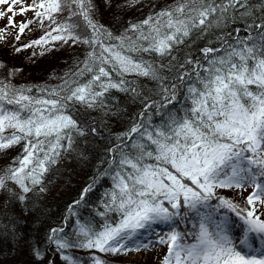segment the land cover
I'll return each instance as SVG.
<instances>
[{
  "label": "snow or ice",
  "instance_id": "1",
  "mask_svg": "<svg viewBox=\"0 0 264 264\" xmlns=\"http://www.w3.org/2000/svg\"><path fill=\"white\" fill-rule=\"evenodd\" d=\"M103 3L112 7V0ZM141 3L125 0L118 7ZM0 5H6L0 18H7L0 43L9 36L19 42L33 24L45 29L27 44L13 43L15 53L39 47L43 56L58 50L54 42L88 48L58 84L17 86L12 78L21 69L0 78V152L23 145L12 165L0 170V191L15 195L11 182L23 193L16 197L23 202L51 167L74 150L76 137L86 134L71 114L76 104L104 106L112 90L141 95L126 79L133 75L156 82L162 98L145 104V112L156 108L161 122L154 124L151 116L146 121L140 113L123 134L127 143L118 137L121 146L110 150L119 155L104 173L112 187L105 194L100 230L81 225L78 242L59 237L62 229L51 230L48 240L65 264H77L64 254L73 247L92 252L93 264H106L95 253L127 259L164 246L160 264H264V0H174L129 22L119 35L95 18L99 8L94 0H0ZM29 11L33 18L17 25L14 17ZM236 23L243 27L226 31ZM215 29L222 31L218 48L200 49L201 59H181L180 45ZM144 54L161 61L171 57L175 63L157 65ZM165 69L172 75H163ZM176 102L183 104L179 112L164 111ZM225 191L241 196L243 205ZM108 213L117 219L110 221ZM179 222L192 228L181 231ZM161 225L168 230L157 231ZM35 255L42 258L38 251Z\"/></svg>",
  "mask_w": 264,
  "mask_h": 264
},
{
  "label": "trees",
  "instance_id": "2",
  "mask_svg": "<svg viewBox=\"0 0 264 264\" xmlns=\"http://www.w3.org/2000/svg\"><path fill=\"white\" fill-rule=\"evenodd\" d=\"M94 2L99 8L95 18L114 34L119 35L129 22L143 20L150 11H159L174 3V0H142V3L134 8L118 7L124 3L123 0H118L117 4L115 1L111 8H107L103 0H94ZM257 2L258 0H253V3ZM150 3L155 4V8L148 7ZM64 16H67V12ZM1 23L0 28H3L5 25ZM242 27V24L236 23L230 25L226 31L233 32L235 28ZM9 31L15 33L17 29H9ZM44 32L45 29L33 24L31 28L25 30L19 42H15L13 36H9L6 44L0 43V62L5 65V68L0 69V78H7L10 69H21L12 78V83L17 86L55 85L60 83L58 78L69 69L74 70L75 61H82L88 52L85 45L59 47V42H54L58 50L43 56L39 55V47L25 49L20 53L13 51V43L16 47H20L43 36ZM221 34V29H215L203 39H189L187 45L179 46V56L181 59L188 55L193 59H201L203 54L200 49L218 48L220 45L216 37ZM34 51L37 53L35 57L32 56ZM173 55L177 53L173 52ZM144 58L154 60L157 65L175 63L171 57L161 61L158 57L144 54ZM163 75L171 76L172 73L165 69ZM126 79L134 82L141 95L133 96L130 92L112 90L106 94L104 106L97 105L89 109L76 104L72 108L71 114L79 122L80 127L85 129L86 134L76 137L74 150L70 154L66 153L64 158L51 167V170L45 174L43 183L27 193L23 202L16 198L23 193L11 182L8 186L15 195L0 191V264H50V262L65 264L60 259V253L48 240L52 234L51 230L62 229L58 231L59 237L78 242V230L81 225L100 230L105 223L106 217L101 213L106 211L105 194L110 191L112 181L110 176L104 173L109 169V161L119 155L118 151L110 150L121 146V139L118 137L127 143V138L123 137V134L129 131L133 123L140 120V113H145L146 121L151 116L154 124H159L162 119V115L156 114V108H149L145 112L146 103L162 102L161 95L157 92V83L134 75ZM180 100H183V96ZM182 107V103L176 102L174 105H168L164 111L179 112ZM93 127L97 129L96 133L90 131ZM22 147L21 144L0 152V170L12 165L13 159L21 155ZM89 185L91 189L85 192ZM41 187L45 189L43 192L40 191ZM247 193L248 191L243 195L246 197ZM223 194L234 197L236 202L243 205V198L234 192L225 191ZM107 218L112 221L117 219V216L115 213H108ZM185 228L191 229L192 224L179 222V230L183 231ZM167 230L166 225H161L157 229V231ZM37 251L42 254V258L36 257ZM166 252L165 246L162 251L153 250L145 259H126L122 256L98 252L95 254L106 264H129V260L140 264H160ZM64 254L73 256L77 264H93L91 258L93 253L88 250L73 247L65 250Z\"/></svg>",
  "mask_w": 264,
  "mask_h": 264
},
{
  "label": "rangeland",
  "instance_id": "3",
  "mask_svg": "<svg viewBox=\"0 0 264 264\" xmlns=\"http://www.w3.org/2000/svg\"><path fill=\"white\" fill-rule=\"evenodd\" d=\"M115 1H116V4H117L118 0H112V3H114ZM123 1L125 2V0H123ZM24 3L25 4H30L31 0H24ZM18 7L19 6H17V11H18ZM0 11H6V5H0ZM32 17H33V12L29 11V12L25 13L23 16L17 15L16 17H14V19H15L16 24L18 25L20 22L30 20ZM0 22H2L1 23L2 25H6L7 24V18L6 17L5 18H0ZM29 28H31V25L29 26ZM250 191H251V188H249L248 192H250ZM163 248L165 249V246L164 247H157V248L155 247V248L152 249V251L153 250L162 251ZM152 251H150V252H152ZM150 252H148L146 254L145 253H141V254L136 255L134 257L130 256L128 258H130V259H145L146 256L149 255Z\"/></svg>",
  "mask_w": 264,
  "mask_h": 264
}]
</instances>
